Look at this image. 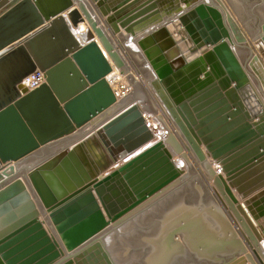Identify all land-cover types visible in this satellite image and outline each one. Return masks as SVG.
Instances as JSON below:
<instances>
[{
	"label": "water",
	"instance_id": "water-1",
	"mask_svg": "<svg viewBox=\"0 0 264 264\" xmlns=\"http://www.w3.org/2000/svg\"><path fill=\"white\" fill-rule=\"evenodd\" d=\"M156 2L100 0L97 6L110 5L111 10L117 11L116 22L129 23L132 28L155 16L152 10ZM70 6L71 0H0V160H18L34 151L0 173V190L29 172V180L44 207L62 205L51 214V219L67 250L104 229L116 208L110 199L116 196V191L108 184H99L94 192L89 190L67 202L95 177L86 161L80 158L79 144L69 146L96 130L105 145H109L107 139H110L114 145L112 153H118L122 160L114 174L115 180L127 185L138 197L174 172L160 151L162 145L154 144L138 152L152 136L136 111L132 113L136 115L134 123L141 124L119 139L111 132L129 110L102 127L93 119L114 102L104 79L110 67L94 41L80 46L71 33L67 20L77 25L79 18L76 11L69 12L67 19L63 17ZM161 8L165 10L166 6ZM80 11L110 58L120 65L97 22L82 6ZM192 18L195 20L188 24ZM180 21L185 24V31L179 33L177 40L169 35L173 24L144 35L138 46L157 77L169 85V90L184 83L194 87L192 92L199 90L179 104L193 123L195 116L206 114L210 115L207 119L211 123L228 113L233 115L222 126L226 128L244 120L212 143L210 151L216 157L225 155L221 164L228 180L245 196L251 195L244 201L246 206L259 208L264 201L262 139L253 140L255 134L250 125L240 114L235 115L239 109L228 90L219 91L215 83L201 88L203 84L197 75L203 70L202 59L196 58L187 64L175 46L186 32L200 51L206 43L217 42L225 31L221 16L213 8L198 5ZM158 23L153 21L154 25ZM36 69L43 73L44 83L30 91L24 79ZM86 82L91 86L82 89ZM134 134L138 135L132 137ZM18 187L12 184L0 195L3 202L10 194L14 197L12 204L0 209V227L6 226L0 231L2 258L5 264H51L58 258V251L37 221V212L29 198L25 196L24 205L18 211L10 209L20 202L16 197ZM238 209L241 210L240 205ZM61 264L74 263L67 259Z\"/></svg>",
	"mask_w": 264,
	"mask_h": 264
},
{
	"label": "bare ground",
	"instance_id": "bare-ground-1",
	"mask_svg": "<svg viewBox=\"0 0 264 264\" xmlns=\"http://www.w3.org/2000/svg\"><path fill=\"white\" fill-rule=\"evenodd\" d=\"M98 1L100 0H71V6L62 14L67 19L69 12L78 13V24L74 25L67 20L68 28L80 46L94 41L110 67L104 79L114 102L93 119L102 127L129 110L121 117L125 119L111 132V135L119 139L141 124L134 123L136 115L132 113L136 111L152 136V140L142 145L138 152L154 144L162 145L160 151L174 171L173 174L138 197L127 185L115 180L114 174L122 160L118 153H112L114 145L110 139H107L109 145H105L96 130L69 146L71 148L79 144L80 158L86 161L95 177L85 187L81 186L77 194L67 202L89 190L94 192L99 184H108V187L112 186L116 191V196L110 197L116 208L110 213L109 224L71 250L65 248L51 219V214L62 205L45 208L29 180V172L0 190V195L12 184L19 185L16 197L20 202L16 207H10L14 212L23 207L25 196L29 198L37 212V221L58 251V258L51 264H61L67 259H72L74 264H264V201L259 208L246 206L244 201L251 195L245 196L228 180L227 172L221 164L225 155L216 157L210 151L212 143L244 120H238L226 128L222 126L234 117L230 113L224 118H216L212 123L207 119L210 115L196 117L194 114L193 123L179 108V104L199 90L192 92L194 87L187 83L178 84L175 90H169V85H165L157 77L138 46V41L144 35L173 24L174 28L169 35L171 39L177 40L179 33L185 31V24L180 18L189 14L195 6L203 5L216 10L225 30L217 42L206 43L205 49L200 51L186 32L184 39L175 46L187 64L196 58L202 59L203 70L197 75L203 84L201 88L215 83L219 91L228 90L239 109L235 115L240 114L247 121L255 134L253 140L261 138L264 145V51L259 49L260 45L256 46L255 38L252 41L255 46L245 41L238 27L239 23H254V19L248 16L249 19L242 20L236 14V3L240 0H225L237 20L228 11L223 0H156V7L152 10L155 16L130 28L129 23L116 22L117 11L111 10L110 5L103 4L99 7ZM164 5L165 10L161 8ZM81 6L97 22L104 40L120 65L115 64L90 29L80 11ZM100 8L104 10L103 13ZM240 13L243 16V11ZM157 20L159 23L154 25L153 21ZM194 20L192 18L188 24ZM255 23V30L249 31L251 37L257 36L260 27L264 28V13L260 21L255 20ZM144 30L146 31L143 32ZM234 31L238 33L236 38ZM229 55L232 62H229ZM244 71L247 76L242 75ZM37 74L42 78H37ZM27 78L30 91L44 83L43 73L38 69ZM89 86L91 85L86 82L82 89ZM133 106L134 109L130 110ZM29 154L18 160H0V173ZM10 195L5 197L4 202L0 199V209L5 204H12L14 197ZM157 205L158 211L155 209L153 213L152 208H157ZM145 214L152 215L147 216L142 225L136 220ZM136 223L141 226H135ZM131 227L134 230H130ZM5 228L6 226L0 227V231ZM127 231L128 234L131 231L132 237L122 240ZM0 264H5L1 253Z\"/></svg>",
	"mask_w": 264,
	"mask_h": 264
},
{
	"label": "rangeland",
	"instance_id": "rangeland-1",
	"mask_svg": "<svg viewBox=\"0 0 264 264\" xmlns=\"http://www.w3.org/2000/svg\"><path fill=\"white\" fill-rule=\"evenodd\" d=\"M204 2H209L208 0H203ZM224 2H225V0H223ZM233 1H235V0H233ZM243 4H241V3ZM240 2L237 4L236 3V5H237V13L236 14H238V16H239V18L240 19H242V20H247V19H249V17L248 16H250L251 17V19H254V23H246V24H243V25H245L246 26V28L241 24V23H239L238 24V27H239V32L241 33V35H242V37H243V39L245 40V41H248V42H251L250 44H253V46H255V44H254V42H252L253 41V39L255 38V42L257 43V45L256 46H258L259 47V45H260V47H259V49L261 48V50L262 51H264V26H262V28L263 29H261V27L258 29V30H260L259 31V33L257 34V36H255V37H251L250 35H249V31H252V30H255V25L257 24V23H255V20H256V22H258V21H260V19H261V15H262V13H264V0H240ZM225 4H226V6L228 7L227 9H228V11L229 12H231L232 14H233V16H234V19H236V15L234 14V12L232 11V9H231V7H229L228 6V3L227 2H225ZM240 7L242 8L241 10H240ZM241 11H243V16L241 15ZM248 11V12H247ZM247 16V17H246ZM237 20V19H236ZM242 23H244V22H242ZM232 26H233V24H232ZM230 27V26H229ZM248 27V28H247ZM262 30H263V32H262ZM232 31H233V29H232ZM261 33V34H260ZM245 35V36H244ZM238 36V33L237 32H235L234 31V38H236ZM261 36V37H260ZM247 38V39H246ZM240 44L241 45H243L241 42H240ZM125 53V52H124ZM125 55H126V53H125ZM126 58H128L127 56H126ZM245 60V59H244ZM249 63L250 62H248L247 64L249 65ZM129 68V67H128ZM128 68H126V69H128ZM245 72V71H244ZM242 73V75L243 76H247L246 75V72L245 73ZM256 75V74H255ZM242 76V77H243ZM242 79H244V77L242 78ZM247 80V79H246ZM253 81V80H252ZM254 82L256 83V81L254 80ZM141 99V98H140ZM158 205H159V203H158ZM158 205H157V208H155V207H153L152 208V212L153 213H155V209H157V211H158ZM150 209V208H149ZM155 210V211H154ZM142 215V214H141ZM143 215H144V213H143ZM150 215H152V214H145V216H142V217H140V221L139 220H136V221H138V223H142V225L143 224H145V218H148L147 216H150ZM143 218V219H142ZM144 222V223H143ZM138 223H136L135 224V226H141V224H138ZM138 224V225H137ZM113 228V227H112ZM135 228V227H134ZM130 230H134L132 227L130 228ZM108 232H110V231H108ZM108 232H104V234L105 233H108ZM130 234V235H129ZM129 234H128V231L126 232V235H124V237H123V239L122 240H126V239H128L130 236L132 237V234H131V231L129 232ZM129 236V237H128ZM130 237V238H131ZM129 238V239H130Z\"/></svg>",
	"mask_w": 264,
	"mask_h": 264
},
{
	"label": "built area",
	"instance_id": "built-area-1",
	"mask_svg": "<svg viewBox=\"0 0 264 264\" xmlns=\"http://www.w3.org/2000/svg\"><path fill=\"white\" fill-rule=\"evenodd\" d=\"M36 77L37 78H40V77L42 78V76H40L39 74H37ZM25 81H26L27 84H29L28 78H26ZM32 85H35V83H32ZM121 91H123V90L121 89Z\"/></svg>",
	"mask_w": 264,
	"mask_h": 264
}]
</instances>
